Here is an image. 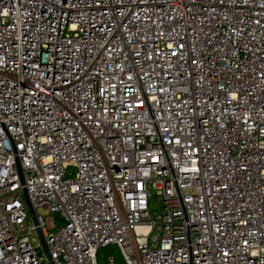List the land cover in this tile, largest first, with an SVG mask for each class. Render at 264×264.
<instances>
[{
    "label": "built area",
    "instance_id": "obj_1",
    "mask_svg": "<svg viewBox=\"0 0 264 264\" xmlns=\"http://www.w3.org/2000/svg\"><path fill=\"white\" fill-rule=\"evenodd\" d=\"M38 227L54 264H264V0H0V264H50Z\"/></svg>",
    "mask_w": 264,
    "mask_h": 264
},
{
    "label": "water",
    "instance_id": "obj_2",
    "mask_svg": "<svg viewBox=\"0 0 264 264\" xmlns=\"http://www.w3.org/2000/svg\"><path fill=\"white\" fill-rule=\"evenodd\" d=\"M24 196H25V200H26V203H27L28 210L30 212V216H31L33 222L37 225L38 224L37 214H36V211H35V208H34L33 204L30 201V198L28 196L26 188H24ZM37 231H38V235L40 237L43 249H44V251L46 252V254L48 255V257L50 259V264H54L52 259H51V254L49 252V249H48L44 234L42 232V229L40 227H38ZM41 253H42V251H41V249H39V254H41Z\"/></svg>",
    "mask_w": 264,
    "mask_h": 264
},
{
    "label": "rangeland",
    "instance_id": "obj_3",
    "mask_svg": "<svg viewBox=\"0 0 264 264\" xmlns=\"http://www.w3.org/2000/svg\"><path fill=\"white\" fill-rule=\"evenodd\" d=\"M155 202H152V208H154L155 207ZM38 211H39V214L40 215H43V216H45V217H48L49 216V213H48V211L47 210H45V209H43V208H39L38 209ZM56 221H57V223H61L63 220H62V218H61V216L60 215H55V218H54ZM37 238H38V240H40L39 239V237L37 236ZM114 247V246H113ZM116 250H117V252H118V256H117V258H118V264H122V258H121V254H120V252L118 251V249H117V247H116Z\"/></svg>",
    "mask_w": 264,
    "mask_h": 264
},
{
    "label": "trees",
    "instance_id": "obj_4",
    "mask_svg": "<svg viewBox=\"0 0 264 264\" xmlns=\"http://www.w3.org/2000/svg\"><path fill=\"white\" fill-rule=\"evenodd\" d=\"M110 252H114L118 256V252L116 250V247L109 246V247L103 248L98 253L99 264H106V256Z\"/></svg>",
    "mask_w": 264,
    "mask_h": 264
}]
</instances>
